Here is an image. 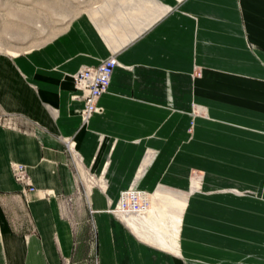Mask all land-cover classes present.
Segmentation results:
<instances>
[{
	"label": "crops",
	"instance_id": "crops-1",
	"mask_svg": "<svg viewBox=\"0 0 264 264\" xmlns=\"http://www.w3.org/2000/svg\"><path fill=\"white\" fill-rule=\"evenodd\" d=\"M115 7L106 22L76 15L25 54L0 52V264L70 263L85 240L64 209L86 216L87 199L100 264H264V0ZM111 53L119 65L101 110L82 125L71 76ZM14 163L35 191L14 179ZM141 163L147 191L186 189L190 169L202 171L178 254L139 243L111 214Z\"/></svg>",
	"mask_w": 264,
	"mask_h": 264
},
{
	"label": "rangeland",
	"instance_id": "rangeland-1",
	"mask_svg": "<svg viewBox=\"0 0 264 264\" xmlns=\"http://www.w3.org/2000/svg\"><path fill=\"white\" fill-rule=\"evenodd\" d=\"M124 1L126 0H0V52L6 53L11 57L20 54H25L31 49L45 44L48 40H50L58 33L63 31L73 17L83 12L88 13L90 17L93 20L97 21L98 23H100V21L106 22L110 17H106L109 15L107 13L102 15V12H104L105 8L114 11L116 8L115 7L116 4L119 2L122 4V2ZM7 48L8 50L16 51L17 54L13 55L9 53ZM196 74L200 75V71H198ZM195 112L197 113L198 111L195 110ZM68 140L71 141V139ZM70 144H71L70 148L67 142L65 146L66 149H68V151L70 150L73 153L72 143ZM152 155L153 152L148 151L146 153V159H148ZM148 164L149 163H141L138 172L136 174V177L134 178L132 184L129 187H137L136 185L137 181L139 177L142 175L145 167L148 166ZM201 177H202V171L196 168H192L190 169L189 172L190 183L188 188L186 189H180L168 185L160 186L163 188L157 187L152 191L140 189L146 193L145 197L148 196V198L149 197L152 198V200H150L151 202L147 201L146 208L150 209L153 206L155 207L157 205L159 209H161L160 207L162 206L161 202L157 201L156 203L157 197H155L156 200L153 198V194L160 189L164 191H168L173 194L176 193V195H178L179 193L180 196L179 195L178 196L182 200L185 199V203H186V198L189 193L200 190ZM84 178L88 186L96 185L99 188L105 186L104 181L102 179L96 178L93 175H88ZM84 194L85 196L87 195L86 192H84ZM181 196H183L184 199ZM80 202L83 204L85 203V200H81ZM86 204L88 206V210H87L88 214L86 216L79 217L77 215V210H74V207L77 206L75 204H74L75 206L72 205L69 208V210L64 209L65 212L64 217L70 220L72 225H75L77 221L79 222L81 220L82 230L80 233L76 232V236L80 235V238L82 240H85L80 248L77 247L74 250V255L71 259V262L70 263L67 262L65 264H100V257L97 251L98 236L95 226L96 221L94 215H92V209L90 207V202L88 199L86 200ZM116 205L117 203L114 205L113 208L110 209L111 214L121 225L124 226V228L128 231V233L139 243H142L144 245L155 246L145 241L143 238H141L140 235L136 233V231H134L132 227L127 225V223H125L123 219L120 218V216L117 214L116 211ZM157 206L156 208H154V210L157 209ZM163 209L166 210L164 212L165 215L167 212V216H165L167 222H165L164 225L165 226L168 225V226L165 227L164 225H162L163 220L166 221L164 219L165 217L163 218V220L161 219L158 220L157 221L158 223L154 221L144 220L137 224L140 227L141 225H143L141 227V230L144 233H146L147 235H149V233L151 235H154L156 233L155 228L158 227L157 228L158 232H164L166 234H169V232H171L174 229L173 223H175L176 225L175 227L178 233L180 232L181 221H179L180 223L178 221L174 222L173 218H170L171 215L174 212H176L175 208L168 207ZM126 213L128 212H123V214ZM157 213L158 211L154 212V214ZM169 219L170 221H168ZM26 222L30 223L28 219L26 220ZM156 223L158 225L159 223H161V225L158 226ZM156 225L157 227L154 228L153 226ZM168 227L170 228L168 229ZM156 248L170 254H175L174 252L158 248L157 246Z\"/></svg>",
	"mask_w": 264,
	"mask_h": 264
},
{
	"label": "built area",
	"instance_id": "built-area-1",
	"mask_svg": "<svg viewBox=\"0 0 264 264\" xmlns=\"http://www.w3.org/2000/svg\"><path fill=\"white\" fill-rule=\"evenodd\" d=\"M118 60L115 55H110L100 60L96 65L84 66L72 74L75 89L79 91L75 97L83 101L81 109L83 123L93 114L100 110L99 97L105 93L110 84L113 69L117 66ZM70 148L69 142H67ZM12 175L21 183L25 190L35 191L31 178L25 165L21 163L12 164ZM146 193L137 187H129L122 191L117 201L116 211L140 212L147 206Z\"/></svg>",
	"mask_w": 264,
	"mask_h": 264
},
{
	"label": "bare ground",
	"instance_id": "bare-ground-1",
	"mask_svg": "<svg viewBox=\"0 0 264 264\" xmlns=\"http://www.w3.org/2000/svg\"><path fill=\"white\" fill-rule=\"evenodd\" d=\"M7 50H8V48H7ZM8 51H9V53H11L13 55H16L17 54L16 51H12V50H8ZM111 54H113V53H111ZM118 65H119V62L117 64V66ZM75 95L76 94L72 95V98L73 99H79V98L75 97ZM100 110H101V108H100ZM79 115H80V119H81V121L83 123L81 111H79ZM90 118H91V116L84 122V125H87L89 123ZM41 197H42V194H41ZM155 197H157V200L155 199ZM153 198L156 200V203H157V201L158 202H161V204H162V206H160L161 209H159V207L156 205L157 206V209H155V210H154V208H156V206L155 207L153 206L150 209H148V208L142 209V211H140V212H128L126 214H123L122 210H121V212L118 210L117 211V214L120 216V218L123 219V221L125 223H127V225H129L130 227H132L134 229V231H136V233H138L140 235V237L143 238L145 241H147V242L155 245V247L157 246L158 248H161V249H164V250H167V251H171V252H174V253L178 254V252H179V249H178L179 233H178V231H177V229L175 227L176 226L175 223H173L174 229L171 232H169V234H166L164 232H158L157 231V228H158L157 227V225H158L157 224L158 223L157 221L160 220V219L163 220V218L165 216H167V212H166V215H165L164 212L166 210L163 209V208H168V207L175 208V211H176V212H174L171 215L170 218H173V221L174 222L175 221L176 222L177 221L178 222L181 221V219H180L181 218V213L184 210L185 202H184V200H182V199H180L178 197H175V196H172V195H169V194H164V193H161V192L154 193L153 194ZM150 200H152V198L149 197L147 199V201H150ZM149 204H151V203H149ZM156 211H158V213L159 212L160 213L159 214L158 213L157 214H154V212H156ZM164 219L166 220V217ZM144 220L157 222L156 223L157 225L156 226H153L154 228L157 227V228H155L156 229V233L154 235H151L150 233H149V235H147L146 233H144L141 230V227L143 225H141V227L139 225H137L138 223H140V222H142ZM168 221H170V219ZM159 222H161V221H159ZM165 222H167V220L166 221L163 220V222H162L163 224L162 225H164ZM160 225H161V223H159L158 226H160ZM167 226H165V227H167ZM169 228L170 227H168V229Z\"/></svg>",
	"mask_w": 264,
	"mask_h": 264
}]
</instances>
